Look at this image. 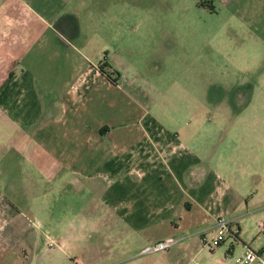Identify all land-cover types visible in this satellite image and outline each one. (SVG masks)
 Segmentation results:
<instances>
[{
    "label": "crops",
    "instance_id": "obj_1",
    "mask_svg": "<svg viewBox=\"0 0 264 264\" xmlns=\"http://www.w3.org/2000/svg\"><path fill=\"white\" fill-rule=\"evenodd\" d=\"M115 1L0 0V156L42 147L33 148L28 164L42 176L30 178L26 188H10L9 196L0 189V253L17 252L15 264H179V251L196 234H213L216 217L232 216L242 201L262 195L257 185L227 180L222 166L206 160L205 167L188 140L192 132L181 137L163 127L144 108L151 104L147 97L130 91L123 69L128 37L126 47L116 40L123 44L125 38L118 37L131 23L124 16L114 22L113 14L118 9L123 15L129 0ZM218 1L236 6L235 21L241 24L264 21L245 12L261 3ZM114 23L119 34L111 32ZM104 27L108 35L99 41ZM102 61L120 71L117 84L98 70ZM46 97L53 100L46 103ZM141 112L139 127L126 123L139 120ZM103 127L108 129L100 133ZM251 150L254 161L264 156ZM82 153L103 160L81 166L92 169L83 172L71 162L78 163ZM50 154L63 160L46 163ZM118 156L128 161L113 163ZM65 166L81 175L74 192H64L73 183L55 171ZM41 177L45 182L36 190ZM82 179L89 193H82ZM112 184L127 191L110 193ZM2 185L13 186L5 170ZM236 230L239 238L240 227ZM168 236L181 240L165 251L142 252Z\"/></svg>",
    "mask_w": 264,
    "mask_h": 264
},
{
    "label": "rangeland",
    "instance_id": "obj_2",
    "mask_svg": "<svg viewBox=\"0 0 264 264\" xmlns=\"http://www.w3.org/2000/svg\"><path fill=\"white\" fill-rule=\"evenodd\" d=\"M252 1L261 5L245 12L253 19H264V0ZM228 5L218 0H129L123 15L118 9L113 10L114 22L124 16L131 23L118 37V40L125 38L123 44L117 40L116 44L126 47L128 37L125 78L132 82L130 91L151 102L144 106L147 113L181 137L183 131L192 132L188 140H192L193 149L203 158L205 167L206 160L215 168L222 166L227 169L228 173L224 174L227 180L257 185L262 194L258 200L242 201L240 210L224 217L236 218L231 227L233 233L240 227L239 238L228 235L224 242L211 249L200 241L202 235L209 238L211 234L206 230L198 233L195 235L198 239L189 248L179 251V264H223L231 245L236 256L246 246L256 249L264 242L259 227L264 223V156L254 161L251 150L256 147L264 151V21L241 24L235 21L236 6ZM119 30V24L114 23L111 32L119 34ZM105 35L108 29L104 27L98 31L99 41ZM51 100L45 98L46 103ZM118 109L119 105L115 104L113 110ZM142 117L141 112L139 120L126 123L139 127ZM33 148L42 150L36 144L24 154L9 151L0 156V172L8 171L13 182V186H0L5 196L11 195L10 188H26L27 184L30 186V178L42 176L41 170L28 165L30 156L34 157ZM79 157L78 163L71 161L72 165L87 173L92 169L81 166H95L103 160L97 153H82ZM61 158L60 154H50L45 162L61 161ZM124 160L128 161L118 156L112 162L121 164ZM69 167L55 169L73 183L64 192H74L71 189L78 187L75 179L81 176L72 173ZM106 169L100 167L99 171ZM82 181L85 187L82 193H89V184L85 179ZM43 182V177L34 182L36 190L43 187ZM126 191L127 187L121 184H112L109 190L110 193ZM229 196L235 197L233 190ZM16 204L22 207L25 202ZM173 237L180 242L181 238ZM18 255L4 250L0 259L3 264H15Z\"/></svg>",
    "mask_w": 264,
    "mask_h": 264
},
{
    "label": "built area",
    "instance_id": "obj_3",
    "mask_svg": "<svg viewBox=\"0 0 264 264\" xmlns=\"http://www.w3.org/2000/svg\"><path fill=\"white\" fill-rule=\"evenodd\" d=\"M232 223V220H228L222 216L216 217L213 226V234L209 238H205V236L202 235L200 241L209 248L215 249L218 245L224 242L226 236L232 235L236 238L237 231H235V233L232 232ZM259 227L260 232L264 235V223H260ZM178 241L179 239L168 236L146 245L142 252L151 253L165 251L175 245ZM228 260H231V263H228ZM223 264H264V242L256 249H251L246 246V249L236 256L233 254V246L231 245V247L227 249Z\"/></svg>",
    "mask_w": 264,
    "mask_h": 264
},
{
    "label": "trees",
    "instance_id": "obj_4",
    "mask_svg": "<svg viewBox=\"0 0 264 264\" xmlns=\"http://www.w3.org/2000/svg\"><path fill=\"white\" fill-rule=\"evenodd\" d=\"M98 70L112 84H117L120 73L117 69L112 68L109 63L105 61L100 62L98 64ZM107 129V127H103L102 129H100V133H104Z\"/></svg>",
    "mask_w": 264,
    "mask_h": 264
},
{
    "label": "bare ground",
    "instance_id": "obj_5",
    "mask_svg": "<svg viewBox=\"0 0 264 264\" xmlns=\"http://www.w3.org/2000/svg\"><path fill=\"white\" fill-rule=\"evenodd\" d=\"M236 236H237V234H236Z\"/></svg>",
    "mask_w": 264,
    "mask_h": 264
}]
</instances>
